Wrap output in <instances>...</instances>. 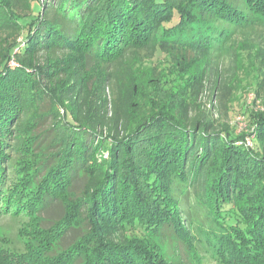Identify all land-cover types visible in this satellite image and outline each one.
I'll list each match as a JSON object with an SVG mask.
<instances>
[{
	"label": "trees",
	"instance_id": "trees-1",
	"mask_svg": "<svg viewBox=\"0 0 264 264\" xmlns=\"http://www.w3.org/2000/svg\"><path fill=\"white\" fill-rule=\"evenodd\" d=\"M262 22L264 0H0V217L23 239L0 264H164L155 236L264 264V111L254 146L213 112Z\"/></svg>",
	"mask_w": 264,
	"mask_h": 264
},
{
	"label": "rangeland",
	"instance_id": "rangeland-1",
	"mask_svg": "<svg viewBox=\"0 0 264 264\" xmlns=\"http://www.w3.org/2000/svg\"><path fill=\"white\" fill-rule=\"evenodd\" d=\"M244 27L243 31L241 30L236 34L231 52L226 53L229 58H225L226 65L230 62L234 66L235 74L231 76L232 83L238 85V88L234 92L227 110L218 107L213 112L215 117L226 121L234 133H242L246 145L254 146L253 137L243 132H249L250 130L251 113L264 111V96L262 94L261 97L257 96L256 98L254 91L256 80H264V74H262L264 72V22L261 24L249 23ZM190 54L182 60L181 66L188 67L193 61H202L204 58L203 51H197V56L194 53ZM169 64H171L170 56L158 51L152 59L144 63V66L141 65L146 71L150 67L160 71L161 67H166ZM206 85L209 86V82H206ZM16 219L6 215L0 217L1 244H10L15 247L22 245L23 239L19 234L21 224ZM194 219L198 220L199 216H194ZM31 228L33 230V227ZM31 228L30 232H32ZM129 233L140 236L139 232L135 230H131ZM152 238H154V246L163 257V262L164 259L166 261L164 264H218L207 253L205 246L196 242L198 240L193 241L194 249L193 247L187 248L185 243L179 242L175 238L159 236ZM0 261H2L1 257Z\"/></svg>",
	"mask_w": 264,
	"mask_h": 264
}]
</instances>
